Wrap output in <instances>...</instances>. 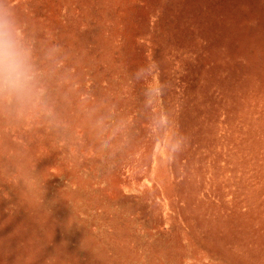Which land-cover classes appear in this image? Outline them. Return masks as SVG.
Wrapping results in <instances>:
<instances>
[{"label":"rangeland","instance_id":"374dc122","mask_svg":"<svg viewBox=\"0 0 264 264\" xmlns=\"http://www.w3.org/2000/svg\"><path fill=\"white\" fill-rule=\"evenodd\" d=\"M0 12L33 69L0 90V264H264V0Z\"/></svg>","mask_w":264,"mask_h":264},{"label":"clouds","instance_id":"9594fccd","mask_svg":"<svg viewBox=\"0 0 264 264\" xmlns=\"http://www.w3.org/2000/svg\"><path fill=\"white\" fill-rule=\"evenodd\" d=\"M156 70L152 64L138 67L134 73L137 80L150 78L152 71ZM33 85V69L26 50L20 45L13 31L12 23L7 16L0 12V90L7 89L23 97L27 95ZM168 86L166 81L161 86L149 89L148 95H161ZM185 145V137L179 138L172 145V150L179 154Z\"/></svg>","mask_w":264,"mask_h":264}]
</instances>
